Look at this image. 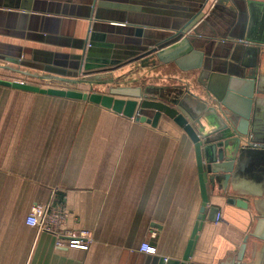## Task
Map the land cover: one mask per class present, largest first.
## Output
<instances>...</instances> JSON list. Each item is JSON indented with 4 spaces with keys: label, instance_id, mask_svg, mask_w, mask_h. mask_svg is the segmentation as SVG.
Returning <instances> with one entry per match:
<instances>
[{
    "label": "crops",
    "instance_id": "obj_1",
    "mask_svg": "<svg viewBox=\"0 0 264 264\" xmlns=\"http://www.w3.org/2000/svg\"><path fill=\"white\" fill-rule=\"evenodd\" d=\"M216 1L0 0V79L76 80L79 58L91 46L98 57L113 45L115 57L132 60L149 38L196 29L203 35L216 30L212 41L223 54L237 51L247 72L256 64L264 81V57L239 44L242 33H235L232 19L225 24L216 18ZM243 21L245 35L249 16ZM97 35L102 38L93 41ZM149 63L133 64L140 74L174 75ZM259 99L255 127L264 138V94ZM234 187L264 194V154L245 162ZM217 192L209 195L190 264H234L254 231L253 203L247 212L228 206ZM202 202L194 144L172 120L162 118L153 127L89 101L0 86V264L181 261ZM47 204L65 212L64 229L91 233L88 250L57 247L53 235L27 225L32 208ZM213 206L220 208V221L209 220ZM145 243L156 248L155 255L142 251ZM254 243L260 241L249 237V264H259L253 263Z\"/></svg>",
    "mask_w": 264,
    "mask_h": 264
},
{
    "label": "water",
    "instance_id": "obj_2",
    "mask_svg": "<svg viewBox=\"0 0 264 264\" xmlns=\"http://www.w3.org/2000/svg\"><path fill=\"white\" fill-rule=\"evenodd\" d=\"M214 9L212 13L220 22L227 24L232 19L235 33H242L237 38L240 45L247 43L264 57V0H217ZM245 15L250 22L244 35ZM217 35L216 30L212 35H203L196 29L190 34L184 29L172 36L149 38L153 41L140 48L139 56L132 60L115 57L113 45L106 46L104 55L100 53L102 57H98L97 49L91 46L79 58L76 80H62L75 84V88H42L0 79V86L89 101L153 127L167 118L187 134L195 148L203 202L182 260L161 258V264H190L209 195H216V190L228 206L249 212L252 202L256 210L254 231L244 239L234 264H249L245 262L249 237L260 241L254 243L253 263L260 264L264 258V200H257L264 194H243L234 187V178L242 172L245 162L253 154H264V138H259L255 127V111L264 94L262 70L255 64L247 72L237 51L232 56L223 54L224 49L212 41ZM98 38L102 36L91 39ZM139 60L141 68L145 64L149 67L151 62L154 69L164 66L165 72L174 75L166 74L164 78L165 74H140V68L133 64ZM169 65H175L176 72ZM128 75L132 79L124 81ZM80 76L82 79H77ZM79 84H89L90 91L78 89ZM219 212L217 206L209 208V220H216Z\"/></svg>",
    "mask_w": 264,
    "mask_h": 264
},
{
    "label": "built area",
    "instance_id": "obj_3",
    "mask_svg": "<svg viewBox=\"0 0 264 264\" xmlns=\"http://www.w3.org/2000/svg\"><path fill=\"white\" fill-rule=\"evenodd\" d=\"M66 214L60 208L51 204L45 206L36 205L32 208L27 217V225L37 228L41 232H46L56 238L57 247H68L74 249L88 250L93 242L89 231H82L79 234L64 229L66 224ZM217 220H221L218 214ZM142 251L147 254L155 255L156 248L145 243L142 245Z\"/></svg>",
    "mask_w": 264,
    "mask_h": 264
},
{
    "label": "rangeland",
    "instance_id": "obj_4",
    "mask_svg": "<svg viewBox=\"0 0 264 264\" xmlns=\"http://www.w3.org/2000/svg\"><path fill=\"white\" fill-rule=\"evenodd\" d=\"M82 78H79V80H81ZM132 79V76H127L126 78H125V80L124 81H129V80H131ZM35 81H38V80H35ZM35 81H33V83H35V84H38V85H41L42 87H46V86H51V85H53V86H55V87H57V88H63V89H70V88H75L76 87V85L75 84H66V83H63V82H57V83H54V82H46V81H39V82H35ZM34 84V85H35ZM93 87H97L96 85H94ZM78 89H80V90H83V91H90V89H91V86L89 85V84H79L78 85Z\"/></svg>",
    "mask_w": 264,
    "mask_h": 264
}]
</instances>
